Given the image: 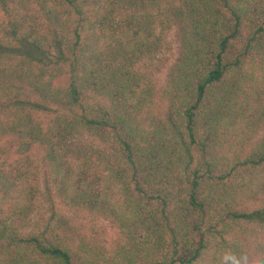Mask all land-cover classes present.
Wrapping results in <instances>:
<instances>
[{"label":"trees","instance_id":"1","mask_svg":"<svg viewBox=\"0 0 264 264\" xmlns=\"http://www.w3.org/2000/svg\"><path fill=\"white\" fill-rule=\"evenodd\" d=\"M177 56L157 89L143 66ZM44 185L115 231L36 223ZM264 264V0H0V264Z\"/></svg>","mask_w":264,"mask_h":264},{"label":"rangeland","instance_id":"2","mask_svg":"<svg viewBox=\"0 0 264 264\" xmlns=\"http://www.w3.org/2000/svg\"><path fill=\"white\" fill-rule=\"evenodd\" d=\"M167 47L153 61L143 66L151 83L157 88L165 84L167 74L177 56V41L173 29L167 33ZM45 176H41V195L36 223L43 225L51 223L57 227L58 232L73 240L85 238L95 241L109 249L115 240V231L102 220L96 219L87 212H77L64 208L56 200L53 191L44 185Z\"/></svg>","mask_w":264,"mask_h":264},{"label":"clouds","instance_id":"3","mask_svg":"<svg viewBox=\"0 0 264 264\" xmlns=\"http://www.w3.org/2000/svg\"><path fill=\"white\" fill-rule=\"evenodd\" d=\"M216 264H251L250 257L243 247L225 248L216 258ZM256 264H261L258 260Z\"/></svg>","mask_w":264,"mask_h":264}]
</instances>
